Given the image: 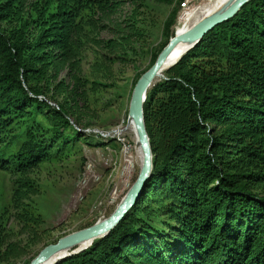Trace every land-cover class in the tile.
<instances>
[{
	"label": "trees",
	"instance_id": "trees-1",
	"mask_svg": "<svg viewBox=\"0 0 264 264\" xmlns=\"http://www.w3.org/2000/svg\"><path fill=\"white\" fill-rule=\"evenodd\" d=\"M156 1L173 10L134 87L175 36L185 0ZM123 2L0 0L1 170L27 172L80 141L106 145L86 129L97 118L90 92L111 85L81 62L87 45L106 51L104 64L133 59L128 35L101 37L123 32L110 19ZM144 117L153 172L137 202L108 235L55 264H264V0L167 69L148 89ZM16 250L0 235L1 256Z\"/></svg>",
	"mask_w": 264,
	"mask_h": 264
},
{
	"label": "rangeland",
	"instance_id": "rangeland-1",
	"mask_svg": "<svg viewBox=\"0 0 264 264\" xmlns=\"http://www.w3.org/2000/svg\"><path fill=\"white\" fill-rule=\"evenodd\" d=\"M207 1L185 0L174 33L185 24V15ZM172 10V6L156 0H124L110 18L122 23L123 32L116 36L104 30L101 37L128 35L133 59L104 64L102 52L106 51L91 45L82 54L85 74L92 79L102 77L111 85L107 90L90 92L91 111L97 118L86 129L106 145L90 146L80 141L62 157L42 162L27 172L0 169V235L17 249L8 257L0 255V264L31 263L48 245L109 217L126 196L141 169L136 166L127 171L125 150L133 143L131 137L122 134L118 138L111 132L129 116L136 73L149 67L151 53L163 44L164 22ZM130 18L137 22L133 29L127 26ZM161 75L154 83L165 77V71ZM24 181L27 187L21 185ZM32 219L40 225L35 228L25 224V220Z\"/></svg>",
	"mask_w": 264,
	"mask_h": 264
},
{
	"label": "water",
	"instance_id": "water-1",
	"mask_svg": "<svg viewBox=\"0 0 264 264\" xmlns=\"http://www.w3.org/2000/svg\"><path fill=\"white\" fill-rule=\"evenodd\" d=\"M250 1L251 0H238L225 12L196 24L186 33L181 35H178L177 32L175 33V36L170 39L169 43L162 50L154 65L140 77L132 94L129 115H132L136 121L140 135V143L144 152L143 166L135 182L128 190L126 196L122 199L117 209L109 217L98 221L87 228L67 235L59 239L56 243L48 245L31 261L30 264H42L49 261L61 250L68 249V252L65 255L59 256L53 263H51L55 264L59 260L87 248L95 239L108 235L125 217V215L137 202L153 172V152L145 124L144 104L147 98L148 89L153 85L156 77L159 75L163 62L181 41L185 40L192 42L193 45L190 47L192 48L210 30L220 23L233 18L240 11V9ZM87 241H90L88 246L77 249L80 244Z\"/></svg>",
	"mask_w": 264,
	"mask_h": 264
},
{
	"label": "bare ground",
	"instance_id": "bare-ground-1",
	"mask_svg": "<svg viewBox=\"0 0 264 264\" xmlns=\"http://www.w3.org/2000/svg\"><path fill=\"white\" fill-rule=\"evenodd\" d=\"M236 1L238 0H208L205 4L198 7L195 11L183 17V21L185 22V24L180 26L177 29L176 31L177 34L181 35L183 33H186L196 24L202 21H206L220 13L225 12ZM192 45H193L192 42L185 41V40L181 41L163 62L159 75L156 77V79L159 76L163 77L164 75H161V73H163L164 71L172 67L179 60V58L187 50L190 49ZM122 134L129 135L131 137V140L133 141L132 145L127 146L125 150L126 157H127L126 161L128 163L127 171H129V169L136 168V166H139V168L141 169L143 166V161H144V152H143V148L140 143V135H139L138 126L132 115L127 116L125 120L122 122V124L118 126L117 128H115L114 130H112L111 132L112 136L118 137V138H120ZM124 173H126V171ZM89 244H90V241L84 242L80 244L79 247H77V249L84 248L88 246ZM67 252H68V249L61 250L54 257H52L49 261L44 262L42 264H51L59 256H63Z\"/></svg>",
	"mask_w": 264,
	"mask_h": 264
},
{
	"label": "built area",
	"instance_id": "built-area-1",
	"mask_svg": "<svg viewBox=\"0 0 264 264\" xmlns=\"http://www.w3.org/2000/svg\"><path fill=\"white\" fill-rule=\"evenodd\" d=\"M185 4V1L182 3V5H184ZM52 104H54L55 105V103H52Z\"/></svg>",
	"mask_w": 264,
	"mask_h": 264
}]
</instances>
